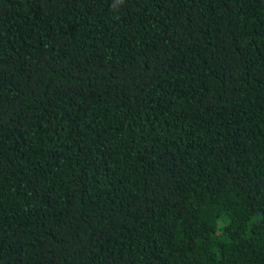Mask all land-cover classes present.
Here are the masks:
<instances>
[{
    "label": "trees",
    "instance_id": "1",
    "mask_svg": "<svg viewBox=\"0 0 264 264\" xmlns=\"http://www.w3.org/2000/svg\"><path fill=\"white\" fill-rule=\"evenodd\" d=\"M0 264H264V0H0Z\"/></svg>",
    "mask_w": 264,
    "mask_h": 264
},
{
    "label": "clouds",
    "instance_id": "2",
    "mask_svg": "<svg viewBox=\"0 0 264 264\" xmlns=\"http://www.w3.org/2000/svg\"><path fill=\"white\" fill-rule=\"evenodd\" d=\"M124 0H117V4H122Z\"/></svg>",
    "mask_w": 264,
    "mask_h": 264
}]
</instances>
